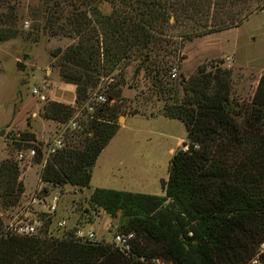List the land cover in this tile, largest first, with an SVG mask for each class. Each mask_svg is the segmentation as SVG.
I'll return each instance as SVG.
<instances>
[{
	"label": "trees",
	"instance_id": "1",
	"mask_svg": "<svg viewBox=\"0 0 264 264\" xmlns=\"http://www.w3.org/2000/svg\"><path fill=\"white\" fill-rule=\"evenodd\" d=\"M62 1L70 10L64 24L58 26L60 2L43 0L50 13L47 25L51 34L75 39L64 51L53 54L60 80L74 86L75 105L86 103L101 78L138 59L161 102L160 115L182 123L185 141L169 160L166 180L159 181L162 196L105 189L89 194L91 206L112 218L119 214L122 232L132 235L127 257L107 244L74 240L75 228L62 239H53L46 237L49 221H44L37 235L17 237L3 233L0 222V264H141L140 259L153 258L170 264H251L253 260L264 264V250H259L264 244V73L247 106L230 100V71L216 66L212 71L200 66L194 75L181 77L182 97L177 100L175 87L162 79L166 69L156 59L152 61L149 53L161 46L171 16L175 20L208 16V11L202 12L200 0ZM101 2L109 5V14L100 12ZM263 3L215 0L212 6L221 11L235 5L239 8L228 20L212 22L203 35L236 26ZM9 19L13 26L12 13ZM16 34L0 31V42ZM25 35L29 37V33ZM118 93L112 89L106 99L112 100ZM72 111L50 103L43 118L64 123ZM95 112L101 120H80L76 143L69 141L44 161L38 173L40 182L78 190L88 187L97 156L117 131L118 112L113 107L104 102ZM22 142L33 149L32 162L40 164V144H28L34 142L33 135L23 133L12 144L19 148ZM18 175L16 162H0L1 208L18 204L23 192ZM92 220L90 216L86 219L88 223Z\"/></svg>",
	"mask_w": 264,
	"mask_h": 264
},
{
	"label": "rangeland",
	"instance_id": "2",
	"mask_svg": "<svg viewBox=\"0 0 264 264\" xmlns=\"http://www.w3.org/2000/svg\"><path fill=\"white\" fill-rule=\"evenodd\" d=\"M58 1L61 18L55 25L59 26L64 24L70 7ZM213 2L215 0H200L201 10L208 11V16L198 14L194 20H175L171 16L161 46L150 52L149 57L166 69L162 79L175 87L177 100L182 97L181 77L187 79L194 75L200 66H205L207 71L216 66L230 71V100L238 106H247L264 73V3L236 26L203 35L212 22L228 20L239 8L235 5L221 11L212 6ZM98 9L103 15L110 13L106 2L99 3ZM10 13L15 17L13 26L8 24ZM49 15L43 0H0V31H17L14 37L0 42V162L5 159L16 162L18 181L23 186L15 207L0 206V222L3 229L8 223L23 219L24 215L31 218L29 213L44 222L42 202L44 198L55 196L56 211L49 217L51 238L62 239L70 229L82 228L91 231L95 241L114 249L112 235L124 234L119 214L112 218L91 206L87 201L89 194L94 189H105L162 196L159 181L166 180L169 160L185 141V130L178 120L160 115L161 102L154 95L138 59L104 77L86 103L76 106L74 86L60 80L58 59L53 57L56 50L64 51L75 39L72 35H52L47 25ZM171 69L176 70L174 78L170 77ZM33 89L44 96V101L36 99ZM112 89L118 90V95L105 102L118 112L115 116L117 131L97 156L88 187L78 190L68 185L57 187L40 182L38 173L52 154L51 150L65 148L69 141L76 143L79 137L75 133L82 128L78 124L80 120L93 117L101 120L95 115L100 104L95 96L100 94L106 98ZM50 103L70 107L73 111L69 119L60 123L43 118L44 109ZM23 133L34 137V142L28 144H40V164H34L27 152L21 161L17 159L18 152L27 148L23 142L19 148L12 142L19 141ZM89 134L90 131L85 132ZM88 216L93 219L92 223L86 221ZM58 221L65 223L64 229H55Z\"/></svg>",
	"mask_w": 264,
	"mask_h": 264
},
{
	"label": "built area",
	"instance_id": "3",
	"mask_svg": "<svg viewBox=\"0 0 264 264\" xmlns=\"http://www.w3.org/2000/svg\"><path fill=\"white\" fill-rule=\"evenodd\" d=\"M176 76V70L171 69L170 71V77L174 78ZM104 78H101L100 81H104ZM38 91L36 89L32 90V94L38 99L39 101H44L43 95H38ZM95 100L97 103H104L106 98H104L102 95L98 94L95 96ZM56 149H52L51 152L53 153ZM29 154V158L34 157V151L33 149H27L24 151H19L17 154V159L19 161L22 160L25 153ZM43 206V218H45V221H49V217L51 215H54L57 207V198L55 196L49 197L47 200L44 198V202H42ZM31 218H27L25 215L23 219L18 221H13L8 223L3 227V233L14 235L17 237H28V236H35L39 233V231L42 229L43 221L41 219H36L33 213H29ZM50 223V221H49ZM65 223L63 221H58L55 224V229H64ZM51 228L48 227L46 229V237H51ZM74 240L80 242V243H88V242H98L95 241V235L88 230L79 228L74 231L73 233ZM132 238V235H125L121 233L115 232L112 235L111 244L120 254L127 257L131 251V245L130 240ZM260 252L264 250V244L260 246ZM141 264H170L169 262H166L159 258H153L150 260H139ZM251 264H257L255 260L251 262Z\"/></svg>",
	"mask_w": 264,
	"mask_h": 264
},
{
	"label": "water",
	"instance_id": "4",
	"mask_svg": "<svg viewBox=\"0 0 264 264\" xmlns=\"http://www.w3.org/2000/svg\"><path fill=\"white\" fill-rule=\"evenodd\" d=\"M91 132V131H90ZM0 135H1V133H0Z\"/></svg>",
	"mask_w": 264,
	"mask_h": 264
}]
</instances>
